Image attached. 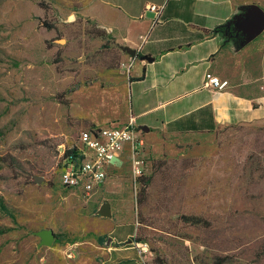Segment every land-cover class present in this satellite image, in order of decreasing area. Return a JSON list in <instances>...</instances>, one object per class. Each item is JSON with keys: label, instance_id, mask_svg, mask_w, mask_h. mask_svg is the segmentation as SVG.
I'll list each match as a JSON object with an SVG mask.
<instances>
[{"label": "rangeland", "instance_id": "1", "mask_svg": "<svg viewBox=\"0 0 264 264\" xmlns=\"http://www.w3.org/2000/svg\"><path fill=\"white\" fill-rule=\"evenodd\" d=\"M88 1L0 0V264H264V125L140 133L139 181L124 153L91 198L61 187L84 118L125 107L91 84L122 49ZM254 43L232 45L230 86L259 88Z\"/></svg>", "mask_w": 264, "mask_h": 264}, {"label": "crops", "instance_id": "2", "mask_svg": "<svg viewBox=\"0 0 264 264\" xmlns=\"http://www.w3.org/2000/svg\"><path fill=\"white\" fill-rule=\"evenodd\" d=\"M87 4L100 5L86 17L122 49L118 67L100 69L91 84L122 87L125 107L120 114L109 111L99 121L85 117L89 126L83 129L115 120L121 124L130 116L138 137L157 132L190 135L221 125H264V27L251 31L258 25L257 10L264 14V0H91ZM150 4L162 6L158 17L147 9ZM238 36L254 38L260 46L259 88L254 84L203 88L205 73L226 81L235 74L227 64ZM124 153L129 160L127 144L109 164L108 173L115 172Z\"/></svg>", "mask_w": 264, "mask_h": 264}, {"label": "built area", "instance_id": "3", "mask_svg": "<svg viewBox=\"0 0 264 264\" xmlns=\"http://www.w3.org/2000/svg\"><path fill=\"white\" fill-rule=\"evenodd\" d=\"M147 9L158 17L162 6L150 4ZM227 84L226 80L205 73L201 86L209 90H222ZM141 143L131 116L121 124L81 130L77 136V144L67 148L72 149V152L65 156L62 154L59 171L61 187L79 188L83 198H91L104 183L109 164L117 157L124 144L128 146L131 178L134 180L144 171L142 159L139 158ZM71 256L72 254L68 255Z\"/></svg>", "mask_w": 264, "mask_h": 264}, {"label": "water", "instance_id": "4", "mask_svg": "<svg viewBox=\"0 0 264 264\" xmlns=\"http://www.w3.org/2000/svg\"><path fill=\"white\" fill-rule=\"evenodd\" d=\"M256 14H257V16H256L255 23H258V25L253 26V28H251V31H256V30H259V29L264 27V14L260 10H257ZM128 53L132 55L134 53V51L130 50V51H128ZM143 58L146 60L151 59V58H148L146 56ZM43 238L45 239V241L49 242L53 239V235L51 232H47V233L43 234Z\"/></svg>", "mask_w": 264, "mask_h": 264}, {"label": "trees", "instance_id": "5", "mask_svg": "<svg viewBox=\"0 0 264 264\" xmlns=\"http://www.w3.org/2000/svg\"><path fill=\"white\" fill-rule=\"evenodd\" d=\"M43 25H44V27L47 28V29H50V28H51L50 24L44 23ZM96 30L100 32V35H101V33H103V30H100V29H96ZM100 35H99V36H100ZM116 67H117V64H116V63L109 64V65H106V66H105V68H108V69H112V68H116ZM70 152H72V149H67V150L64 152V156H65L67 153H70ZM140 176H141V175H140ZM140 176L137 177V181H139ZM0 233H1V231H0ZM97 240H98L99 242H102V237H101V236L97 237ZM263 251H264V250H263ZM223 261H224V258H223V257H217V258L215 259V261H214L213 264H222Z\"/></svg>", "mask_w": 264, "mask_h": 264}]
</instances>
